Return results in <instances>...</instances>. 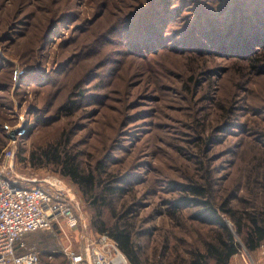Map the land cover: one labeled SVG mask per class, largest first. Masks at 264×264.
<instances>
[{
    "label": "rangeland",
    "instance_id": "rangeland-1",
    "mask_svg": "<svg viewBox=\"0 0 264 264\" xmlns=\"http://www.w3.org/2000/svg\"><path fill=\"white\" fill-rule=\"evenodd\" d=\"M262 28L264 0H0V165L31 185L62 179L81 218L77 230L29 234V247L47 260L120 219L164 263L213 234L183 190L193 179L207 178L221 203L261 206ZM56 147L102 167L118 188L110 206L60 175ZM171 205L182 209L171 216ZM247 261L264 264V244L243 245L231 264Z\"/></svg>",
    "mask_w": 264,
    "mask_h": 264
},
{
    "label": "trees",
    "instance_id": "trees-1",
    "mask_svg": "<svg viewBox=\"0 0 264 264\" xmlns=\"http://www.w3.org/2000/svg\"><path fill=\"white\" fill-rule=\"evenodd\" d=\"M49 152L60 170V175L68 183L78 186L85 199L96 203L102 201L105 206L111 205L109 198L118 192V188L105 185L102 167L98 170L87 169L76 153H70L68 148L61 150L56 147ZM18 182L26 184L23 180ZM183 190L187 198H192V202L208 215V220L205 218L200 220L211 225L213 234L211 238L205 240L203 249L195 248L188 256L173 254L166 259L171 261L154 264H231L243 245L247 250L255 251L264 244V203L246 210L230 206L228 202L221 203L207 178L206 181L193 179ZM171 207H173L169 209L171 216L176 215L175 209H182L181 205ZM221 211L229 215L234 223V230L221 218ZM101 230L108 232L119 243L131 264H153L145 256L143 245L131 223L119 219L111 226L103 224ZM158 260L164 261L163 258Z\"/></svg>",
    "mask_w": 264,
    "mask_h": 264
},
{
    "label": "built area",
    "instance_id": "built-area-1",
    "mask_svg": "<svg viewBox=\"0 0 264 264\" xmlns=\"http://www.w3.org/2000/svg\"><path fill=\"white\" fill-rule=\"evenodd\" d=\"M5 157L14 159L15 149H8ZM6 168L0 165V264H131L108 233L87 237L79 249L66 246L53 250L43 260L39 249L29 247L27 236L40 230H53L55 226L65 232L63 224L70 231L79 229L81 218L75 197L58 177L45 179L47 186L24 184L8 177ZM21 180L37 182V179ZM58 256L64 257V261H57Z\"/></svg>",
    "mask_w": 264,
    "mask_h": 264
},
{
    "label": "water",
    "instance_id": "water-1",
    "mask_svg": "<svg viewBox=\"0 0 264 264\" xmlns=\"http://www.w3.org/2000/svg\"><path fill=\"white\" fill-rule=\"evenodd\" d=\"M12 137L15 138V131L12 133Z\"/></svg>",
    "mask_w": 264,
    "mask_h": 264
},
{
    "label": "crops",
    "instance_id": "crops-1",
    "mask_svg": "<svg viewBox=\"0 0 264 264\" xmlns=\"http://www.w3.org/2000/svg\"><path fill=\"white\" fill-rule=\"evenodd\" d=\"M27 239V238H26Z\"/></svg>",
    "mask_w": 264,
    "mask_h": 264
}]
</instances>
